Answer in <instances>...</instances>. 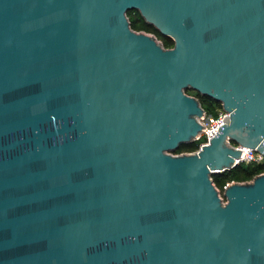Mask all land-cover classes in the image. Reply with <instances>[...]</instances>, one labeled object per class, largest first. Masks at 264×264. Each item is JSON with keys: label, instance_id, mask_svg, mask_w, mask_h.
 <instances>
[{"label": "water", "instance_id": "1", "mask_svg": "<svg viewBox=\"0 0 264 264\" xmlns=\"http://www.w3.org/2000/svg\"><path fill=\"white\" fill-rule=\"evenodd\" d=\"M187 90L227 115L174 153ZM241 147L264 155V0H0V264H264V172L211 179Z\"/></svg>", "mask_w": 264, "mask_h": 264}, {"label": "trees", "instance_id": "2", "mask_svg": "<svg viewBox=\"0 0 264 264\" xmlns=\"http://www.w3.org/2000/svg\"><path fill=\"white\" fill-rule=\"evenodd\" d=\"M128 19L130 21V26L135 30H144L146 32L152 33L156 38L160 39L161 43L165 47H170L173 44L171 38L162 35L153 25L147 23L137 9H129L126 12ZM198 97L201 106L205 109L207 113H211V107H221L219 102L214 101L208 96L201 95L194 90H191ZM198 141L192 140L187 143H181L176 151H193L197 149ZM264 171V160L260 163H244L238 162L235 166L224 169L221 172L212 173L211 179L216 187L221 188L226 182L234 181H245L251 179L255 174Z\"/></svg>", "mask_w": 264, "mask_h": 264}, {"label": "built area", "instance_id": "3", "mask_svg": "<svg viewBox=\"0 0 264 264\" xmlns=\"http://www.w3.org/2000/svg\"><path fill=\"white\" fill-rule=\"evenodd\" d=\"M224 115H227V112L222 108V107H217L215 108V112L214 113H207L205 111L204 116L199 119L201 125H202V130L200 131L199 135L197 136L196 141H198V147L197 149H199L203 144L208 143L209 139L211 137H213L216 133H217V127H219L220 125H222L223 120L222 118L224 117ZM235 146H237L236 144H234ZM195 149V150H197ZM242 149V156L239 160V162H244V163H260L264 160V155L258 151H256L255 149L252 148H244L241 147ZM193 150V151H195ZM264 172V171H261ZM260 173V172H259ZM228 182H226L225 184L222 185L221 188H218L219 192H220V196H222V190L223 187L227 184Z\"/></svg>", "mask_w": 264, "mask_h": 264}, {"label": "rangeland", "instance_id": "4", "mask_svg": "<svg viewBox=\"0 0 264 264\" xmlns=\"http://www.w3.org/2000/svg\"><path fill=\"white\" fill-rule=\"evenodd\" d=\"M158 39V38H157ZM159 41H160V39H158ZM188 94H191V95H195V93L193 92V91H191V90H187L186 91ZM215 108L216 107H211L210 108V111L212 112V113H214L215 112ZM181 152H188V151H181ZM174 153H180V151H174Z\"/></svg>", "mask_w": 264, "mask_h": 264}]
</instances>
